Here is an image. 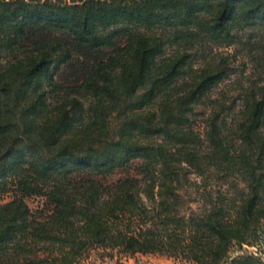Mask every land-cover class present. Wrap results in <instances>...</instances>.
Instances as JSON below:
<instances>
[{
	"label": "trees",
	"instance_id": "obj_1",
	"mask_svg": "<svg viewBox=\"0 0 264 264\" xmlns=\"http://www.w3.org/2000/svg\"><path fill=\"white\" fill-rule=\"evenodd\" d=\"M76 49L106 56L60 81ZM238 54L263 82L213 96ZM187 173L197 210L180 193ZM9 193L0 264H85L96 249L264 264L243 251L264 243V0H0Z\"/></svg>",
	"mask_w": 264,
	"mask_h": 264
},
{
	"label": "rangeland",
	"instance_id": "obj_2",
	"mask_svg": "<svg viewBox=\"0 0 264 264\" xmlns=\"http://www.w3.org/2000/svg\"><path fill=\"white\" fill-rule=\"evenodd\" d=\"M219 52H231L230 49H220ZM105 52H101L99 54H90L81 49H76L74 52V58L72 60V64L62 68L61 80L63 82H74L78 81L82 74L89 69L99 58H104L106 55ZM197 64V63H196ZM196 66V65H195ZM232 67L234 68L235 73L231 76V79L221 84L219 88L214 92L215 97L219 96L220 93L223 92L228 96H236L243 87H247L251 82H263L260 80L259 75L256 70L252 67V64L248 62L243 55L238 54L236 59L232 63ZM203 110L202 107L197 108V112H201ZM197 126L201 127L203 125L201 121V117L197 115ZM137 164L133 163V165L128 168V170H123L115 175L109 177V180L115 179L120 175L131 174L134 175L136 173L135 166ZM210 179V178H208ZM200 178L196 177L192 173H187L184 179V184L180 190V193L184 196L187 201V206L189 210H197L200 207L201 201H199L200 196L198 195L197 187L194 186L193 182L199 183ZM212 182L211 187H219L226 189L228 185L222 184L219 182L217 184V179H210ZM239 186L242 187L243 183L239 182ZM231 190H229V193ZM12 198V194H0V203L9 201ZM27 206L30 208L32 212L36 215L45 214L47 212L46 208L43 206V198L38 196H28L24 198ZM43 209V210H42ZM42 210V211H41ZM188 210V211H189ZM243 251L245 252H254L257 253L264 260V243H260L256 247H244ZM85 259V264H102V262L106 261L105 264H126L121 262L124 261L125 255L117 254L115 252H108L99 250H91Z\"/></svg>",
	"mask_w": 264,
	"mask_h": 264
},
{
	"label": "crops",
	"instance_id": "obj_3",
	"mask_svg": "<svg viewBox=\"0 0 264 264\" xmlns=\"http://www.w3.org/2000/svg\"><path fill=\"white\" fill-rule=\"evenodd\" d=\"M123 263L126 264H189L186 262H182L180 260H176L173 258H169L162 255L157 254H136L134 256H125L124 261L120 260ZM106 261L102 262V264H105Z\"/></svg>",
	"mask_w": 264,
	"mask_h": 264
}]
</instances>
